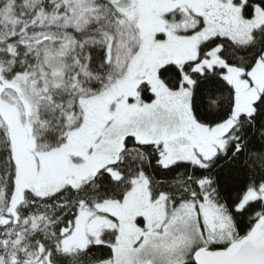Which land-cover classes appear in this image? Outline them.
Returning <instances> with one entry per match:
<instances>
[{
  "label": "snow or ice",
  "instance_id": "6c2138e0",
  "mask_svg": "<svg viewBox=\"0 0 264 264\" xmlns=\"http://www.w3.org/2000/svg\"><path fill=\"white\" fill-rule=\"evenodd\" d=\"M0 264H264V0H0Z\"/></svg>",
  "mask_w": 264,
  "mask_h": 264
}]
</instances>
